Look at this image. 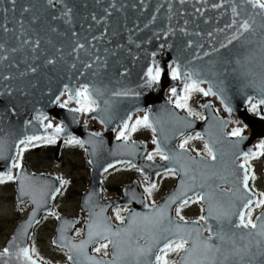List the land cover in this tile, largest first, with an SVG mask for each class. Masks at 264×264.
I'll return each mask as SVG.
<instances>
[{
    "label": "water",
    "instance_id": "1",
    "mask_svg": "<svg viewBox=\"0 0 264 264\" xmlns=\"http://www.w3.org/2000/svg\"><path fill=\"white\" fill-rule=\"evenodd\" d=\"M113 2L115 7L110 8L109 5ZM214 3H221V0H199V2L185 0L184 4H180L179 0H100L99 3L97 0H64L63 4H58L55 9H52L46 6L45 0H15L14 6L10 0H0V25H6L10 29L7 33L0 29V43L5 45V49L0 50V55L7 56L6 60L0 61V146L3 148V155L0 156V172H6L12 165L19 140L26 136H41L50 131L41 130L39 124L42 121L44 125L48 118L57 119L59 124L63 125L65 131L60 134L62 137L70 135L79 137L80 140L85 141L87 149V159L90 164L89 184L80 202L85 215L78 220L62 215L55 227V234L52 237L53 245L68 252L67 247L61 246L66 243L64 237L73 243H79L81 239L87 238L88 228L86 227L90 222V214L101 213V209H103L102 217L108 218L113 229L126 227L130 212L142 214L150 212V207H145L149 203L144 193L139 192L134 181L122 187V195L118 199L102 201L100 198L101 176L109 164L130 161L136 167L143 169L144 176L147 175L150 181H155L158 177L156 173H162L164 167L173 166L169 161L161 159L156 162L148 161L146 159L148 150L144 155L145 142L133 141L135 143L133 148L132 141L126 142L113 137V131L118 125L121 128L123 121L127 120L129 123L133 117L139 115L136 113L137 110H143V114L146 111L149 113L157 129L155 133L157 139L162 140L161 129H163V136L168 137L166 150L179 152L178 140L192 130L199 132L204 141H217L214 145H210L223 153V162L218 155L217 168L222 169L226 165L230 171L235 172V175H230L228 181L214 178L210 183L213 186L219 185L220 189L239 187L241 192L244 191L241 183L244 170L238 167L243 163L242 154L253 152L254 139L264 137V114L259 103L264 100V28L260 27L264 23V17L256 16V23L253 25L255 32H245L243 36L228 44V39L236 31L239 22L260 10L253 9L250 4L241 3V0L225 2L220 8H212L211 5ZM64 4L73 9L71 22L67 24L64 22L65 18L51 19L53 15L60 16ZM169 4L171 11H169ZM232 4L237 5L238 11H242L240 16L236 17L238 24L232 28H225V25L231 23L233 19ZM26 7L28 11H24ZM105 8L109 9L110 15L105 13ZM5 9L7 11H4ZM196 9L201 11L197 12ZM92 15H95L100 22L93 21ZM153 15L156 19L149 23ZM34 16L37 17L35 22L32 19ZM101 17L105 19H100ZM21 22H23L22 26ZM146 24L147 27H145ZM52 27L57 31H50ZM168 27L173 28L175 34L170 33L165 37L162 33ZM181 28L186 29V33L181 32ZM218 29H224V31L220 32ZM73 32L76 33L75 36L72 35ZM209 32H212L211 37L207 35ZM94 36L99 39L93 40ZM23 39H29V44L21 47ZM36 39L40 40V45L33 51L31 44ZM189 40L193 42L190 47ZM76 42L83 43L85 48L72 52ZM221 44H225L226 47L221 48ZM11 48L18 50L12 52ZM214 48L217 51H213ZM153 52L156 53L155 56L152 55ZM205 52L208 55H204ZM97 56L101 59L93 63L91 69H84V63H92ZM48 59L54 62L48 64L46 63ZM154 61L161 68V79L148 87L144 85L145 73L147 68L155 65ZM73 64L76 65L75 68L72 67ZM102 64L106 66L101 67ZM173 64L174 67L176 64L180 65L181 74L189 69L198 71L200 75L194 78L203 81V87L206 90L211 84L212 91L219 93V96H215L220 102L219 97H223L224 103L220 104L223 106V112L219 114L214 104L205 98L201 107L204 113L203 119L196 120L195 117L192 118V115L181 113L175 105H172L169 98L165 96L166 88L170 84H175L176 89L180 90L185 83L182 79L175 82L170 77L169 68ZM31 67L37 70L31 72L29 70ZM82 72L83 75H81ZM93 72H96V75H93ZM4 76L9 78L5 80ZM85 83L90 86L95 85L102 90L103 95L96 98L99 108L87 112L83 115V121L78 122L80 112L75 113L69 110L75 107L62 108L60 104H53L52 101L56 96H60L61 99L62 92L65 98H68V94L64 91L65 85L75 89ZM126 89H132L139 95H112L115 91ZM220 89L223 91L220 92ZM210 95L212 94L208 96ZM252 97L257 101L258 116L250 115L247 110V104L251 100L249 98ZM105 101L108 103L105 104ZM225 104L232 109L231 112L227 111ZM234 112L241 119L244 127L249 129L248 134L242 135L243 139L232 136L229 131H226L228 123L226 114L231 117ZM129 116H131L130 120ZM90 118L102 123L104 130H100L99 127L88 129L87 123ZM92 133H100V135L93 136ZM162 147H165L163 142ZM186 151L187 155L196 160L207 159V156L197 155L198 153L188 148ZM262 157L264 158V154ZM22 171L25 175L34 178L35 187L32 194L21 196L19 181L14 180L17 186L16 202L23 204L29 201L30 209L28 214L17 222L14 233L6 243L5 247L10 248L12 255L0 257V261L8 260L9 264H26L23 256L17 258L15 253L18 248L30 249L29 240L33 228L44 213L50 212L54 199L51 192L61 186L53 174L43 172L28 174L23 167ZM232 181H235V184ZM179 186L180 176L177 175L173 187L156 204H163L178 190ZM126 189L127 194L124 192ZM42 191L44 195H41ZM196 191L202 190L196 189ZM89 194H92L90 199ZM246 194L250 195L254 201L258 199V194L251 189ZM188 195L191 196L192 193L189 192ZM122 204H128L130 207L125 215L123 214L124 222L116 223L110 218L109 209L113 205ZM236 204L238 212L243 207V202L237 200ZM201 205L203 215H207V203L201 201ZM176 206L174 204L168 209V215L172 218L176 217L174 214ZM34 209L35 215L30 220L29 217L33 215ZM261 212H264V207L253 218L257 224L260 222L256 220V217ZM79 220L82 222V235L73 237L70 232ZM64 221L71 223L65 226L62 232L61 226ZM187 221H196V219ZM237 222L238 215H234L231 231L236 233L237 246L249 244L251 252L259 253L261 250L256 247L255 241L264 238L255 235L247 236L248 232H255V230L235 228L234 225ZM198 223L203 225L204 221H198ZM207 223L212 225L214 231L220 227L211 217ZM224 227L228 230L227 223ZM242 235L245 236L243 240L240 239ZM202 236L207 237L208 232L203 231ZM14 237L15 244H10ZM99 242L101 241L87 245L85 251L89 256H94L90 249ZM144 242L143 239L139 240L140 244ZM212 243H219V241L213 237ZM223 247L230 249L231 241L225 243ZM156 251L157 249H153V254L149 256L150 260L155 261ZM111 252L110 246L109 253ZM29 254L36 264H46L31 253ZM250 258L252 264H260L264 259L260 255L252 257L251 253L244 256L245 261ZM103 259H111V255ZM178 259L179 256L175 260ZM239 259L238 256H230L227 264H235Z\"/></svg>",
    "mask_w": 264,
    "mask_h": 264
},
{
    "label": "snow or ice",
    "instance_id": "2",
    "mask_svg": "<svg viewBox=\"0 0 264 264\" xmlns=\"http://www.w3.org/2000/svg\"><path fill=\"white\" fill-rule=\"evenodd\" d=\"M11 4L15 5V0H10ZM100 0H97L99 3ZM199 2V0H198ZM228 2L231 3V0H221V3H214L211 5L212 8H220L223 3ZM64 0H45V4L47 7L55 9L58 4H63ZM180 4H184L185 0H179ZM243 4H250L253 9H259V12H255L249 15L248 18L243 19L239 22L236 17L240 16L241 11H238V7L235 4H232L231 11L233 15V19L231 23L226 24L225 28H232L234 25H237L236 31L230 36L228 39V44H231L232 41L237 40L239 37L243 36L245 32H255L253 25L256 23V16L259 15L264 17V0H241ZM109 7H115V3L109 5ZM135 7V5H133ZM14 10V9H13ZM158 10V9H157ZM4 11H7L5 9ZM24 11H28L26 7ZM73 9L67 4H64V8L60 13V16L53 15L51 17L52 20H57L60 18H65L64 22H71V13ZM105 13L110 15L109 9H104ZM169 11H171V5L169 4ZM197 12H200L201 9H196ZM92 20L97 23L100 20L92 15ZM171 18V17H169ZM33 22L36 21L37 17H33ZM100 19H105V17H101ZM155 15L152 16L149 23L155 21ZM21 22V26H22ZM187 23V21H185ZM148 25L146 24L145 27ZM261 28H264V23L260 25ZM0 29L3 32L7 33L10 29L6 25H0ZM52 32L57 31L56 28L52 27L49 29ZM181 32L186 33V29L181 28ZM218 31L223 32L224 29H218ZM170 33H174V29L168 27L166 31L162 34L167 37ZM73 36L76 35L75 32L72 33ZM199 35V33H197ZM208 36H212V32L207 34ZM20 39V37H17ZM93 40L99 39V37H92ZM51 41H49L50 43ZM192 41H188V46L192 45ZM29 44V39H23L21 42V47ZM40 45V40L36 39L31 44V48L35 51ZM163 47V45H161ZM221 48L226 47L225 44L220 45ZM85 45L83 43L76 42L75 46L72 48V52H76L77 50L84 49ZM5 45L0 43V50H4ZM17 48H11L10 51L16 52ZM59 51V50H58ZM107 51V49H105ZM213 51H217V49H213ZM115 53H113L114 55ZM153 56L156 55L155 52L152 53ZM204 55H208L207 52ZM6 55H0V61L6 60ZM101 58L96 57L95 61L92 63H84V69H91L93 67V63L99 61ZM54 61L52 59H48L46 63L51 64ZM155 64V61L153 62ZM101 67L106 66L105 64L100 65ZM73 68L76 67L75 64L72 65ZM31 72H35L37 69L35 67H31L29 69ZM125 71H127L125 69ZM24 75V73H21ZM83 75V72L81 73ZM93 75H96V72H93ZM123 75V73H121ZM200 73L196 70L189 69L181 74L180 65L176 64L175 67L171 69V77L173 80L182 79L185 81L184 83V92L185 95L183 97L177 98V107L188 108L187 100L192 92H202L205 96L209 94L218 95L219 93H214L212 91V85L209 84L207 90L201 88L199 85L203 83V81L196 79L194 77H198ZM146 79L144 80V85L151 87V85L156 82L158 83L161 79V68L158 64H155L154 67H149L145 73ZM9 77L4 76L3 79H8ZM64 91L68 94V99L63 103H60V96H56L55 100L52 101L53 104H60V107H66L69 101L75 100L78 107L69 109L72 112H91L95 111L99 108L97 104L96 98L103 95L101 89L97 88L95 85L90 86L85 83L82 84L78 88H70L68 85L64 86ZM223 89H220L222 92ZM171 93L173 96H176L177 89L173 87L171 89ZM61 95H64L62 92ZM113 96H128V95H139V93L134 92L132 89H126L121 91H115L112 93ZM221 99V103H224V99L222 96L219 97ZM251 99V98H249ZM108 101H105L107 104ZM259 103L264 104V100H261ZM204 107H209V105H204ZM227 111L231 112L232 109L225 104ZM250 111H257V105H251ZM189 115H199V113H194L190 108H188ZM46 118V117H45ZM131 119V116L128 118ZM183 120V118H178ZM29 123V122H26ZM221 123H224L221 121ZM44 128L53 129L50 135L45 136H26L24 139H21L17 142L16 154L13 158V163L11 167L8 168L6 172H0V184H3L7 181L18 180L19 181V192L20 195H30L34 191V178L25 175L22 171L21 159L23 157L24 152L28 147H36V142H43L45 144H54L56 143L57 137L65 131L62 124H57L53 126L51 122L44 124ZM151 128L153 133H156L157 129L154 127L153 121L150 119L149 113L146 111L142 118H136L135 122L129 125L128 121L125 120L122 122V127L120 131L117 133V139H123L124 141H129L131 134L139 127ZM242 128H233L230 135L235 137H240L243 139L241 133ZM93 136H99L100 133H92ZM162 140L157 139L154 135L152 143L156 145L155 150L148 152L146 159L148 161H153L156 156L162 161H169L173 166L172 167H164L162 173L157 172V176L164 177L168 176H180V186L178 190L170 195L168 199L163 203L157 205L155 201L151 205H145V207H150L149 213H137L130 212L128 223L126 227L115 228L111 226L107 217H102L101 213L103 209H101V213H96L94 215L90 214V222L87 224L88 232L87 238L81 239L79 243H73L70 239L66 240V243L62 244V247L68 248V260L72 262V264H84V260L90 262V264H227L230 256H238L240 259L235 262V264H252L251 258L245 261L244 256L249 255L251 253L252 257L256 255H260L264 258V239H258L255 241L256 247L261 251L259 253L251 252V248L249 244H244L242 247L237 246L235 241L236 233L231 231L232 217L234 215H238V222L235 223V228H244V229H252L255 232H248L247 236H258L264 238V212H261L259 216L256 217V220L260 223L257 224L253 221L252 217V205L255 203L256 208L264 207V192L260 193V199L253 200L250 195L246 193L250 192L249 189V180H255L254 173L251 172V164L249 163L255 157H258L264 153L262 152H244L243 158L244 162L238 165L239 168L244 170V175L241 183L243 184L244 191L241 192L239 187L236 188H227L220 189L219 185L213 186L210 181L214 178H218L222 181H228V177L230 175H235V172L230 171L228 167L225 165L222 169H218L216 162L218 160V155L220 156L221 162H223V153L219 152V150L214 149L213 146L217 141L212 140L211 142H204V149L207 154V159L201 158L200 160H196L194 157L187 155L186 144L188 140L191 139H200L201 134L196 133L195 137H187L182 140L179 144V152L166 150V142L168 137L163 136V129H161ZM162 142L165 147H162ZM85 141L77 139L73 136H69L67 140H65V144L68 145H80L83 147ZM126 147L128 145H125ZM135 143L133 142L131 147L134 148ZM258 148L264 149V141H262ZM3 155V148L0 146V156ZM197 155H200L199 153ZM117 163H121L118 161ZM128 167L136 168L135 164H132L130 161L127 162ZM195 165V167H193ZM113 165L109 164L107 168L104 169L105 172L108 171L109 168H112ZM21 169V171L13 173L12 169ZM138 171L143 172V169H137ZM144 180L146 182V187L144 188L145 193L149 198H151L154 190L157 189L158 184L155 181H150L148 176H144ZM59 182L61 186H65L69 183V181L59 178ZM235 184V181H232ZM196 189H201L202 191L197 192ZM191 192L192 195L189 196L188 193ZM61 193V187L55 188L54 191L51 192V196L55 198V196ZM45 193L42 191L41 195ZM92 194H89V199ZM226 198V199H225ZM235 198V199H233ZM242 201L243 207L237 212V204L236 201ZM204 201L207 203V215H201L198 217L196 221H187L185 217L181 214V210L187 206L189 203H197ZM35 202V199H34ZM87 203V201H86ZM176 204L175 213L176 217L172 218L168 215V209ZM127 211V209H125ZM247 210V211H245ZM203 211V209H202ZM54 216H59L57 213H51ZM35 215V209L33 210V215L29 217L31 220ZM209 217L215 219L217 223L220 225L219 229L214 231L212 225L208 224L207 221ZM247 217V219H246ZM116 219L120 220L121 223L124 222V217L120 215V210H116ZM198 221H204L203 225H200ZM182 222V223H181ZM70 221H64L61 226V231L65 230V226L70 224ZM227 223L228 230L225 229L224 225ZM191 225V226H190ZM208 232V236H202L203 231ZM231 231V235L229 232ZM77 235L80 234V230H76ZM213 237H216L219 243H212ZM143 239L144 244H140L139 240ZM241 240L245 239V236L240 237ZM16 238L14 237L10 244H15ZM98 241H106L105 243H99L97 247L93 249L94 252L100 253L103 251V256L108 257L111 255V259H97L96 257L89 256L85 251L87 245L91 243H96ZM231 241L232 247L230 249L224 248L223 245L227 242ZM56 243V241H54ZM111 245L112 252L111 254L108 251L109 246ZM162 245V246H161ZM153 249H157L155 253V261L149 259V256L153 254ZM36 253L35 247L29 249L28 247L18 248L15 253L17 258L23 256L26 264H36V261L32 259V256L29 253ZM170 253H176L179 256L178 260H169L167 257ZM243 254V255H242ZM12 255V252L9 247H5L2 252H0V257H8ZM83 258V259H82ZM0 264H9L8 260L0 261ZM260 264H264V259L261 260Z\"/></svg>",
    "mask_w": 264,
    "mask_h": 264
},
{
    "label": "rangeland",
    "instance_id": "3",
    "mask_svg": "<svg viewBox=\"0 0 264 264\" xmlns=\"http://www.w3.org/2000/svg\"><path fill=\"white\" fill-rule=\"evenodd\" d=\"M173 67H174V64H173ZM170 75H171V71H170ZM203 84L204 83H201L202 86ZM172 87H174L173 84H172ZM169 88L170 87L166 88L165 93L169 91L168 90ZM64 99L66 98L64 97L62 101L60 102L63 103L65 101ZM190 100H192V93L190 95V98H188V106H190ZM206 100H210L212 102L211 98L208 95L206 96ZM202 102H204V94H201V93L195 94L194 99L191 102L190 109L193 112L197 111L200 113V108H198V106H202ZM72 103L76 104V102L74 101H69L67 106H72L73 105ZM212 104L214 103L212 102ZM219 104H221L220 101H219ZM76 106L78 107L77 104ZM214 106L216 105L214 104ZM221 107L223 108V106ZM263 107H264V104L260 106V109L262 110ZM216 109L218 111L217 106H216ZM247 110H248V107H247ZM256 112L257 111L255 112L250 111L249 113L253 116H258L259 112L258 114H256ZM81 113L86 114L85 112H81ZM218 113L220 114V112ZM263 113H264V110H263ZM202 114H204L203 110H202ZM133 115L134 113L132 114V116ZM226 117H227V122H228L226 126V131H228L230 130V126H231L230 125L231 117H229L227 114H226ZM92 119L94 118H90L89 120H92ZM200 119H203L202 116H200ZM50 120L51 118H48V123ZM52 120L54 121V119ZM135 120L136 119L131 120L129 122V125L134 123ZM196 120H198V117L196 118ZM57 123L58 121L54 122L53 126H55ZM87 126H88V123H87ZM240 127L243 129L241 135L248 134L249 129L245 128L243 123L242 125H240ZM102 129L104 130L103 124L100 130ZM118 129L119 128L116 127V129L113 131V134ZM137 130H138V136L140 137V139H143L144 142H146V144H144V147H145L144 155L147 150H150V148H154L155 150L156 145L152 144L153 136L155 135V133H153L152 129L141 126ZM192 132H194V130L190 131V134ZM188 135H189L188 133L185 134V136H188ZM134 136H136V134H134L133 132L130 138L134 139ZM73 137L79 139V137H76V136H73ZM259 138L263 139L262 137H259ZM182 140L180 141V143L182 142ZM260 141L262 142L264 141V139L263 140L254 139V142H252V145L254 146L253 152H256L257 143ZM204 142L205 141L203 140V138H200L199 140L194 138V139L188 140V143L186 144L185 147L188 148V146L192 145V148H196L199 154L204 155V150H205ZM52 146L47 147V144L44 143V146H42V148L40 147L38 148L37 146L28 147L27 150L24 152L23 157L20 161L21 166L26 170L28 174L30 172L49 173V174L55 175L58 180L59 178H63L69 181L67 185L60 186L61 193H58V196H55V198L52 200V203H51L52 212L51 211L50 212L57 213L59 216V219L57 218V216L52 215L50 212L42 217V219L33 228V232L30 238L31 240H29L30 249L32 247H35L36 253H32V254L44 263L69 264L71 262L68 260V252L60 247L53 245L52 237L55 234V227H56L57 221L62 218V215L74 217V218H77V220L80 219V217L85 215V212L82 209L80 202L82 198L81 195L85 193L88 187V184H89L90 175H89L88 170H90V168H88V164L86 162V158L84 154L85 144L83 145V147H81L80 145H68V144L61 145V140H60V144H57V145L52 144ZM154 150H151V151H154ZM263 151L264 149L260 150V148H258L257 152H263ZM260 156L255 157L249 161V163L252 166L251 172L254 173L256 177L255 180L250 179V184H251L250 187L259 194L264 192V158L263 157L260 158ZM156 158H158V156L154 158V162H156ZM243 160L244 158H242V161ZM123 162L124 164H122L121 162V163H118L117 165H113L112 168H109L108 170H110V172L108 171L103 172L101 176V182H100V188H101L100 194H102V198H104V200H102L101 198L102 201L118 199L122 195V187L125 184L133 182V181L136 182L139 192L142 193V190H144V184H146V182L144 178H142V176H144L145 171L143 172L138 171L137 169H140L139 167L136 169L135 168L133 169L124 168V166H126V164L128 163L126 161H123ZM104 174L106 175L104 176ZM174 178H176V176L161 177L157 182L158 187L156 190L153 191L151 199L154 201H158L159 203L162 200L163 195H165V192L167 193L169 191L168 189L169 188L171 189L173 187L174 182H175ZM102 180L104 181L102 182ZM140 182H144V184H140ZM16 187L17 186L15 185L14 180L7 181L3 184H0V251H3L8 239L11 238L12 234L14 233L16 223L19 222L21 219H23L28 214V209H29L28 202L29 201H25L24 205H21L20 203L16 202V199H15ZM140 188H142V190H140ZM102 190H104V192H102ZM144 195H145V191H144ZM259 198H261L260 195H259ZM200 204L198 202L189 203L187 206H185L181 210V214L187 220L188 218H196V220H198V217L203 215V211H202L203 206H201ZM124 206H126V208L122 206L120 207L121 216L123 214L125 215L126 213L125 209L128 210L130 207L128 206V204H124ZM112 208H114V205L110 207L109 215L112 214ZM260 209L261 208H256L253 205L251 218H253ZM110 218H112V216H110ZM115 220L120 221V220H117L116 217H115ZM200 222H203V221H200ZM77 229L80 230L79 235H77L76 233ZM70 233L73 237H80L82 235V222L80 220L78 221V224L72 228ZM99 243H104V241H101ZM99 243H97L94 246V248L97 247ZM96 254L98 253L96 252ZM100 254L103 255V251H101L98 254V256H100ZM98 256L94 255L93 257L100 259L98 258ZM175 257L176 259L178 258L176 253H170L167 258L169 260H174ZM84 264H90V262L84 260Z\"/></svg>",
    "mask_w": 264,
    "mask_h": 264
},
{
    "label": "bare ground",
    "instance_id": "4",
    "mask_svg": "<svg viewBox=\"0 0 264 264\" xmlns=\"http://www.w3.org/2000/svg\"><path fill=\"white\" fill-rule=\"evenodd\" d=\"M172 66V65H171ZM168 87H172V84H170V86H168ZM165 96L166 97H168L169 99H173V97L174 96H170L169 95V91L167 92V93H165ZM65 96L63 95L62 96V99L64 98ZM210 98H211V100L212 99H215V102H216V105H217V108H218V110L220 111V113H222L223 112V109H222V107L220 106V104H219V100H218V98L215 96V95H210L209 96ZM256 101V99L254 98V97H252L251 98V100L248 102V104L251 102V101ZM60 101H61V99H60ZM213 102V101H212ZM214 103V102H213ZM73 104V103H72ZM73 105H76V104H73ZM168 105V104H167ZM143 112V110H137L136 111V113H142ZM235 114V115H234ZM234 114L231 116V120H230V125L231 126H236V125H242V122H241V119L239 118V117H237L236 116V113L234 112ZM52 119V118H51ZM55 120V122L56 121H58L57 119H54ZM81 121H83V117H82V115H80L79 116V120H78V122H81ZM250 122V121H249ZM40 128H41V130H43V131H45L46 130V128H44V126L42 125V121H40ZM99 125H100V123L99 122H97L95 119H92V120H89V122H88V128H90V129H93L94 127H99ZM118 127H120V125H118ZM95 129V128H94ZM228 131H230V130H228ZM52 133V130H50V131H47V132H45V135L46 134H48V135H50ZM113 137H114V134H113ZM263 139H264V137H262ZM258 139H260V138H258ZM38 143V142H37ZM10 167H11V165H10ZM12 171H13V173L15 174L16 172H19L20 171V169H15V168H13L12 169ZM146 185V184H145ZM131 187V186H130ZM125 193L127 192V189H126V191H124ZM127 194V193H126ZM90 221V220H89ZM87 228V227H86ZM88 230V229H87ZM85 235V234H84ZM82 238V237H81ZM71 264V263H70Z\"/></svg>",
    "mask_w": 264,
    "mask_h": 264
},
{
    "label": "flooded vegetation",
    "instance_id": "5",
    "mask_svg": "<svg viewBox=\"0 0 264 264\" xmlns=\"http://www.w3.org/2000/svg\"><path fill=\"white\" fill-rule=\"evenodd\" d=\"M198 93H201V94H203L202 92H197L196 94H198ZM194 95L195 94H192V97L194 98ZM212 101L214 102V104L216 105V102H215V99H212ZM217 106V105H216ZM198 108H200V106H198ZM194 113H199V112H194ZM197 116V115H196ZM198 116H201V108H200V113H199V115ZM49 122H51V121H49ZM47 123H48V121H47ZM190 136V135H189ZM189 136H186V137H189ZM185 137V138H186ZM38 148H39V146H37ZM172 177V176H171Z\"/></svg>",
    "mask_w": 264,
    "mask_h": 264
}]
</instances>
